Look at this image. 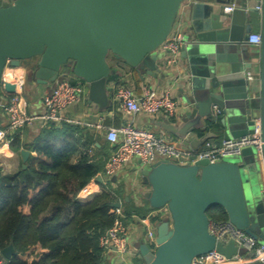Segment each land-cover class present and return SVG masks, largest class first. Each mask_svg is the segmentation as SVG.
I'll list each match as a JSON object with an SVG mask.
<instances>
[{
    "label": "water",
    "instance_id": "1",
    "mask_svg": "<svg viewBox=\"0 0 264 264\" xmlns=\"http://www.w3.org/2000/svg\"><path fill=\"white\" fill-rule=\"evenodd\" d=\"M188 1L5 0L0 5V83L8 62L21 68L35 60L26 68L27 79L44 86L69 68L88 84L86 103L105 108L110 104L107 83L116 73L110 57L143 76L165 79L158 50ZM248 2L198 0L191 5L192 32L181 50L187 77L180 97L187 109L180 122L160 118L155 123L192 152L210 141L207 134L199 138L208 129L240 139L259 126L264 140V0L260 11ZM232 4L237 8L228 16L217 8ZM255 19L261 24L262 42L253 52L246 45ZM4 90L16 93L12 85ZM215 109L221 111L219 118ZM21 155L26 169L30 152ZM141 183L146 187L141 195L151 209L167 206L170 211L157 228L158 248L152 251L144 242L136 246L142 264H193L212 251L227 257L245 253L233 241L224 245L210 233L207 212L212 207L222 208L232 226L264 243V147L261 153L247 148L214 164L156 162L142 171ZM13 255V247L5 248L0 262Z\"/></svg>",
    "mask_w": 264,
    "mask_h": 264
},
{
    "label": "trees",
    "instance_id": "2",
    "mask_svg": "<svg viewBox=\"0 0 264 264\" xmlns=\"http://www.w3.org/2000/svg\"><path fill=\"white\" fill-rule=\"evenodd\" d=\"M76 134L74 125L47 124L32 145H25L34 153L27 168L0 173V253L9 246L15 251L2 264H105L100 238L114 225L112 210L120 198L108 181L90 198H78L103 173L104 162L90 155L91 138ZM121 209L125 219L144 218L154 210L146 200L141 207L122 201ZM207 214L210 221H229L220 207Z\"/></svg>",
    "mask_w": 264,
    "mask_h": 264
},
{
    "label": "built area",
    "instance_id": "3",
    "mask_svg": "<svg viewBox=\"0 0 264 264\" xmlns=\"http://www.w3.org/2000/svg\"><path fill=\"white\" fill-rule=\"evenodd\" d=\"M237 5H227L225 11L232 13ZM261 10V6L255 7ZM255 38V39H254ZM262 37L260 34H251L247 40L248 45L260 46ZM186 43L184 34L179 30H172L169 38L160 47L163 53V60L166 67L175 66L181 57L182 47ZM8 62L3 72L0 83L2 101L8 102L4 108V115L7 120L5 128L0 127V155L3 145H10L14 142L15 136L27 125H30L38 119L26 111L23 104V89L25 79L19 68H15ZM71 70L62 71L58 80L53 86L52 91L43 97L45 114L39 119L47 125L54 123L60 126L62 123L76 124L77 122L65 117L64 111L71 105L78 104L82 96L86 93V85L76 82H70ZM248 75V79L252 80ZM5 85H12L16 88V93L10 97L4 90ZM116 99L119 101L127 115L137 116L145 114L154 117L163 114L167 119L175 120L178 116L180 103L175 100L169 91L164 95H158L155 89L146 88L142 96H138L129 86L120 85L116 88ZM218 116L221 111L215 109ZM106 133V140L113 147V151L105 165L104 176L108 180L114 177L122 168L132 162L141 161L142 165L151 167L156 162L168 161L178 165H193L196 162L207 160L214 164L216 161L225 160L230 156H240L242 151L247 148H256L260 153L264 147L261 127L256 126L254 133L240 139L227 138L223 139L218 145H211L198 152H192L180 148L175 143L169 142L162 135H156L150 131L135 126L132 123L119 129L113 127H103ZM157 156L160 160L156 161ZM94 192L90 190L89 185L81 190L78 195L80 200L87 199ZM112 213L117 216L114 225L107 233L100 238V245L105 251V255L115 251L124 264H135V259H140L138 251L129 244L128 226L124 222L125 215L123 210L115 208ZM138 218L145 231L144 243L150 250L155 251L158 248L157 231L153 227L154 223L161 222L170 218V211L167 206L153 210L146 217ZM156 219L158 221H156ZM210 233L217 238V241L227 245L233 241L237 249H243L245 253H236L227 257L217 251H212L205 255L199 256L193 264H264V243L253 239L243 231L236 229L229 221H210Z\"/></svg>",
    "mask_w": 264,
    "mask_h": 264
},
{
    "label": "crops",
    "instance_id": "4",
    "mask_svg": "<svg viewBox=\"0 0 264 264\" xmlns=\"http://www.w3.org/2000/svg\"><path fill=\"white\" fill-rule=\"evenodd\" d=\"M5 0H0V5ZM14 3L15 0H8ZM198 0H189L187 3L180 7L178 13V18L173 30L181 31L185 37H190L191 32L188 30L191 19V5ZM249 5L253 7L262 6V0H249ZM236 5V4H235ZM227 5H219L217 8L225 14V16L230 15L225 11ZM253 33L252 34H262L261 24L258 19L252 21ZM246 47L255 52L259 50V46L246 45ZM162 49L158 50L160 54V60L158 62L161 70L166 73L165 79L159 77H152L148 75H141L133 67H129L122 61H118L112 57L109 58V63L112 69L116 71V78L113 80H108L107 83V93L109 97L110 104L105 108H95L91 104L86 103V97L88 93L87 85L83 80L75 77L71 72L70 82L76 83L80 82L86 85V93L82 96L80 102L75 105H71L65 111V117L76 121V124H71L76 126L78 129L77 137L91 138L94 147L89 151L92 157L103 160L104 169L105 165L113 151V147L106 140V133L104 128H99L101 125L103 127H113L121 128L125 125L132 123L137 127L144 128L151 133L156 135H162L169 142L175 143L176 146L187 149L183 143L171 135H167L160 128L156 127V121L160 118H167L163 114L150 117L145 114H139L137 116L127 115L122 109L119 101L116 99V88L120 85L129 86L132 88L138 96H142L144 90L155 89L158 95L162 96L165 92L169 91L171 96L180 103V108L178 116L175 120L180 122V118L186 111L187 107L184 105L182 97H180V88H182L184 81L187 77V61L183 59L182 54L179 62L168 68L164 64ZM35 60H30L22 63V67L19 68L22 73L25 84L23 89V104L25 105L26 111L33 117H38L32 124L25 126L17 136V142L10 145H3L1 147L0 155V173L2 176L14 175L24 164L21 152L25 149V145H32L37 139L38 135L42 132L46 124L44 121L39 119L45 114V107L43 102V97L45 94L52 91L54 84L49 85H39L36 83H30L26 76V68L35 65ZM64 71L69 72L70 69H65ZM254 74H252V77ZM7 100L4 99L0 104V127L5 128L7 125V120L4 115V108L7 104ZM220 115H218V118ZM204 134L210 135V141L206 142L199 150H203L211 145H218L223 139L229 138L225 130L217 131L215 129H208L203 131L202 134L199 132V138ZM97 147V149H96ZM30 152V151H29ZM30 154H34L32 151ZM27 164V163H26ZM148 167L142 165L141 161H132L126 164L121 171H119L114 177L106 179L103 173L100 174L103 178L102 182L96 179L92 180L89 184L90 190L94 192L92 196L101 190L102 183L108 181L111 182L112 189L117 192L120 198L121 208L122 201L131 202V205L141 207L145 203V199L142 197L141 193L146 189L145 185L141 183V173L144 169ZM98 176V177H99ZM91 197V196H90ZM88 197V198H90ZM126 225L128 226V241L129 244L137 250V245L144 242L145 231L138 218L124 219ZM160 222L154 223L153 227L158 228ZM121 258L115 251H111L106 255L105 264H124L121 262ZM3 260L0 262L2 264Z\"/></svg>",
    "mask_w": 264,
    "mask_h": 264
},
{
    "label": "rangeland",
    "instance_id": "5",
    "mask_svg": "<svg viewBox=\"0 0 264 264\" xmlns=\"http://www.w3.org/2000/svg\"><path fill=\"white\" fill-rule=\"evenodd\" d=\"M160 160V158L157 156L156 161ZM138 161V160H137Z\"/></svg>",
    "mask_w": 264,
    "mask_h": 264
},
{
    "label": "clouds",
    "instance_id": "6",
    "mask_svg": "<svg viewBox=\"0 0 264 264\" xmlns=\"http://www.w3.org/2000/svg\"><path fill=\"white\" fill-rule=\"evenodd\" d=\"M255 39V38H254Z\"/></svg>",
    "mask_w": 264,
    "mask_h": 264
}]
</instances>
